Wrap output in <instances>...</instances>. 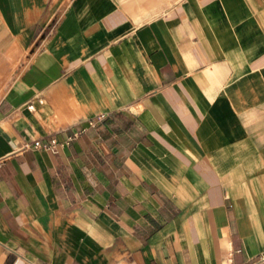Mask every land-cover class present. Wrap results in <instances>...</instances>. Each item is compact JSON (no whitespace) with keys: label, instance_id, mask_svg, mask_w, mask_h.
<instances>
[{"label":"crops","instance_id":"1","mask_svg":"<svg viewBox=\"0 0 264 264\" xmlns=\"http://www.w3.org/2000/svg\"><path fill=\"white\" fill-rule=\"evenodd\" d=\"M0 264H264V0H0Z\"/></svg>","mask_w":264,"mask_h":264},{"label":"built area","instance_id":"2","mask_svg":"<svg viewBox=\"0 0 264 264\" xmlns=\"http://www.w3.org/2000/svg\"><path fill=\"white\" fill-rule=\"evenodd\" d=\"M74 139V135H70V136H68L64 141H63V143L64 144H67L68 142H70V141H72ZM63 143H61V144H63ZM57 144H59L55 139H53V138H51L50 140H49V145L51 146V147H55ZM40 145H39V143L38 142H35V143H33V147H39ZM233 253H238V251H229L228 253H227V258H226V260H227V262H230V257H231V255L233 254Z\"/></svg>","mask_w":264,"mask_h":264}]
</instances>
